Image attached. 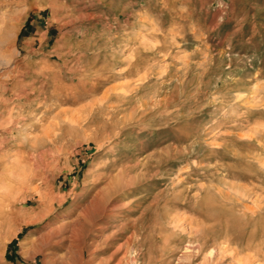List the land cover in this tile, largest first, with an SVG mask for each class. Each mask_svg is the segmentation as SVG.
<instances>
[{
	"label": "rangeland",
	"instance_id": "374dc122",
	"mask_svg": "<svg viewBox=\"0 0 264 264\" xmlns=\"http://www.w3.org/2000/svg\"><path fill=\"white\" fill-rule=\"evenodd\" d=\"M0 60V264H264V0H0Z\"/></svg>",
	"mask_w": 264,
	"mask_h": 264
},
{
	"label": "bare ground",
	"instance_id": "6f19581e",
	"mask_svg": "<svg viewBox=\"0 0 264 264\" xmlns=\"http://www.w3.org/2000/svg\"><path fill=\"white\" fill-rule=\"evenodd\" d=\"M9 46V45H8ZM7 47V46H6ZM23 53V52H22ZM28 53V52H27ZM0 61H3V60H0ZM4 63V62H3ZM65 63V62H64ZM4 65V64H3ZM7 67V66H6ZM24 70V69H23ZM42 74V73H41ZM38 91V90H37ZM41 92V91H40ZM77 92V91H76ZM14 93V92H13ZM17 93V92H16ZM45 93V92H44ZM80 94V93H79ZM77 97V96H76ZM75 97V98H76ZM28 98V97H27ZM16 99V98H15ZM104 100V99H103ZM51 103V102H50ZM26 104V103H25ZM159 104V103H158ZM41 105V104H40ZM59 106V105H58ZM53 107V106H52ZM62 111V110H61ZM65 111V110H64ZM70 111V110H69ZM72 111V110H71ZM28 112V111H27ZM60 112V111H59ZM74 111H72V113H73ZM134 112V111H133ZM65 113V112H64ZM75 113V112H74ZM12 114V113H11ZM76 114V113H75ZM27 115V114H26ZM60 115V114H59ZM69 115H70V113H69ZM12 116V115H11ZM17 116H19V115H17ZM41 116V115H40ZM72 116H74V114L72 115ZM108 116V115H107ZM16 117V116H15ZM30 117V116H29ZM82 117V116H81ZM125 117V116H124ZM31 120V119H30ZM6 123V122H5ZM36 123V122H35ZM51 126V125H50ZM35 127V126H34ZM6 128V127H5ZM79 128V127H78ZM46 130V129H45ZM44 130V131H45ZM20 133V132H19ZM55 133V132H54ZM49 135V134H48ZM3 137V136H2ZM96 137V136H95ZM53 139V138H52ZM37 141V140H36ZM35 141V142H36ZM81 141V140H80ZM34 142V143H35ZM48 142V141H47ZM73 142V141H72ZM74 143V142H73ZM234 143V142H233ZM233 145V144H232ZM262 145V144H261ZM32 146V145H31ZM42 147V146H41ZM84 149V148H83ZM219 150V149H218ZM215 151V150H214ZM216 152V151H215ZM221 152H223V151H221ZM232 155V154H231ZM234 155V154H233ZM225 156V155H224ZM24 166V165H23ZM131 166V165H130ZM24 167H26V166H24ZM122 168V167H121ZM132 169V168H131ZM32 170V169H31ZM120 172H122L123 170H119ZM226 171V170H225ZM124 173V172H123ZM122 173H120V174H118L117 176H115V177H113L112 179H111V177H110V182H108V184H107V186H105L104 187V189L102 190L101 189V191H99V193H97L96 194V196L94 197V199L91 201V204L89 205V206H87L86 207V209L85 210H83L82 212H83V214H84V216H83V218L84 217H86L87 215H89V216H95L96 214H100V213H97L98 212V209L99 208H102V209H104V207H103V204H102V202L104 201V200H106V195H107V193L109 192V190L110 189H112V187L114 186V184L116 183V182H118V181H120L121 179H122ZM129 177V176H128ZM130 179H132V177H130ZM134 179V178H133ZM124 180H125V178H124ZM128 181V180H127ZM49 182V181H48ZM48 182H46V183H48ZM121 183V182H120ZM122 185V184H121ZM117 186V185H116ZM118 186H119V184H118ZM53 187V186H52ZM41 188V186H39V188H38V190ZM50 188H51V186H50ZM117 188V187H116ZM123 188V187H122ZM31 189V188H30ZM29 189V190H30ZM33 189V188H32ZM9 190V189H8ZM37 190V191H38ZM47 190H49L48 188H47ZM113 190H114V188H113ZM40 193H41V191H39ZM28 193V192H27ZM65 194V193H64ZM16 195V194H15ZM7 196V195H6ZM41 198H42V200L44 199L45 200V202H47V201H49V197H51L52 196V194H51V192L50 191H47V192H42L41 193V195H39ZM60 196V195H59ZM5 197V196H4ZM57 197V196H56ZM2 198V197H1ZM39 198V197H38ZM108 198V197H107ZM63 199H64V197H63ZM3 200V199H2ZM1 200V201H2ZM60 200V199H59ZM25 201V200H24ZM64 202V201H63ZM107 202V201H106ZM8 204H9V202H8ZM45 205H46V203H45ZM50 205V204H49ZM57 205V204H56ZM101 205H102V207H101ZM124 205V204H123ZM47 206V205H46ZM53 206V205H52ZM13 210H14V208H13ZM10 211L11 212H13L12 211V209H10ZM19 211V210H18ZM100 212V211H99ZM14 214V213H13ZM21 214H22V212H21ZM20 214V215H21ZM82 214V213H81ZM14 215H16V214H14ZM17 215H19V214H17ZM24 215V214H23ZM26 215V214H25ZM13 216V215H12ZM88 216V217H89ZM24 217V216H23ZM22 217V218H23ZM42 217V214H37L36 216H26V217H24L23 219H22V224H21V226H23L24 224H29V223H32V222H35V221H37L38 219H40ZM8 218H10V217H8ZM90 218V217H89ZM93 218H96V216L95 217H93ZM19 220V219H18ZM87 219H80V217L78 216L77 218H76V220L74 221V224L72 225V226H70L71 227V229H72V233L73 234H75V232L79 229V228H81L82 229V227H84L87 223ZM131 224V223H130ZM61 229H62V227H59V228H57L56 229V235L57 234H59L60 233V231H61ZM12 232V231H11ZM12 233H14V231L12 232ZM1 234V233H0ZM17 233H15L14 235H16ZM51 234V233H50ZM49 234V235H50ZM134 234V233H133ZM253 234V233H252ZM11 235V234H10ZM49 235H47V236H49ZM72 236H74V235H72ZM131 236H132V234H131ZM131 236H130V238H131ZM46 237V236H45ZM44 237V238H45ZM133 237H135V236H133ZM3 238V237H2ZM9 238V237H8ZM14 238V237H13ZM47 238V237H46ZM82 238V237H81ZM60 239H63V238H60ZM65 239V238H64ZM129 239V238H128ZM255 239V238H254ZM42 240V239H41ZM59 240V239H58ZM127 240V239H126ZM125 240V241H126ZM38 241V240H37ZM36 241V242H37ZM48 241V240H47ZM53 241V240H52ZM60 241V240H59ZM132 241V240H131ZM131 241L130 240H128V242H127V246H129V244L131 243ZM44 242V241H43ZM42 243V242H41ZM56 243H58V242H56ZM136 243V242H135ZM37 245L39 244V243H36ZM196 244V243H195ZM42 245H43V243H42ZM99 246L100 245H92V247H91V249H93L92 251H91V253H94L98 248H99ZM120 246V245H119ZM195 247H193V248H191L190 250H185V252L183 253V255L181 254V256L185 259V260H190V259H192L193 257H195V256H197L198 254H199V252H200V250H201V248H200V246H196V245H194ZM38 247H40V246H38ZM37 247V248H38ZM121 247V246H120ZM35 248V247H34ZM117 248H118V246H117ZM187 248V247H186ZM36 249V248H35ZM30 250V249H29ZM125 250H126V247H125ZM35 251H37V250H35ZM35 251H33V252H35ZM127 251V250H126ZM125 251V252H126ZM42 252V250L39 252V253H41ZM36 253H38V251L36 252ZM35 253V255L34 256H32L33 258H35L36 256H37V254ZM133 253V252H132ZM213 253L211 252V254L210 255H212ZM32 255V254H31ZM73 255V254H72ZM122 255H124V254H122ZM121 255V256H122ZM126 255V254H125ZM132 255V254H131ZM47 256H49V255H46V257ZM120 256V257H121ZM181 257V258H182ZM48 258V257H47ZM46 258V259H47ZM73 258H75V259H73V260H75V262L77 263V264H81V262H82V259H83V255H80V254H77V255H75ZM180 258V257H179ZM182 258V259H183ZM49 259V258H48ZM55 259V258H54ZM53 259V260H54ZM63 259V258H62ZM126 260L127 258H126V256H125V258H124V256H123V258H122V261L123 260ZM60 260H61V258H60ZM52 261V260H51ZM88 261V260H87ZM86 261V262H87ZM130 260H126V263L127 262H129ZM132 261V260H131ZM208 261V260H207ZM56 262V261H55ZM57 262H58V260H57ZM60 262H63L64 263V261H60ZM179 262V261H178ZM181 262V261H180ZM45 263H47V261H45ZM68 263V262H67ZM98 263H100V261L98 262ZM102 263V262H101ZM104 263V262H103ZM124 263V262H123ZM131 263V262H130ZM182 263V262H181ZM184 263V262H183ZM185 263H187V262H185ZM49 264V263H48ZM57 264V263H56ZM59 264V263H58ZM65 264H66V262H65ZM69 264H70V262H69ZM73 264V263H72ZM91 264V263H90ZM93 264V263H92ZM105 264V263H104ZM196 264V263H195Z\"/></svg>",
	"mask_w": 264,
	"mask_h": 264
}]
</instances>
